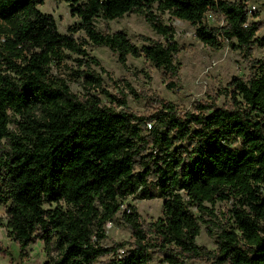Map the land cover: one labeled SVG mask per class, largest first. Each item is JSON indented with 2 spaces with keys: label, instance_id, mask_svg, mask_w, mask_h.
<instances>
[{
  "label": "trees",
  "instance_id": "16d2710c",
  "mask_svg": "<svg viewBox=\"0 0 264 264\" xmlns=\"http://www.w3.org/2000/svg\"><path fill=\"white\" fill-rule=\"evenodd\" d=\"M45 1L0 0V143L6 140L0 205L22 253L41 241L44 264H97L102 258V264H152L154 254L166 264L202 257L213 264H264V57L252 59L264 38L257 37L261 24L251 21L246 3L63 0L79 23L62 34L54 17L40 11ZM159 12L189 22L204 45L220 48L234 40L246 56L251 75L232 80L229 108L199 103L197 112L181 116L175 104L154 99V112L143 116L128 106L129 94L141 98L129 83L120 97L103 89L93 67L106 72L88 53L89 44L109 48L123 67L128 57L145 58L178 79L179 45ZM207 13L221 16L223 26H212ZM127 14L143 16L166 41L144 38L140 47L125 32L97 28L99 20ZM68 53L78 56L71 74L86 91L82 97L54 72ZM99 92L113 106H104ZM153 187L163 215L144 224L137 208L124 210V202L155 198ZM230 202L219 216L217 204ZM119 215L133 243L106 247V226ZM201 224L216 236V251L197 245Z\"/></svg>",
  "mask_w": 264,
  "mask_h": 264
},
{
  "label": "rangeland",
  "instance_id": "374dc122",
  "mask_svg": "<svg viewBox=\"0 0 264 264\" xmlns=\"http://www.w3.org/2000/svg\"><path fill=\"white\" fill-rule=\"evenodd\" d=\"M82 2L86 0H81ZM229 2L246 3L248 8L256 7L255 16L251 21L259 22L261 29L257 37L264 38V0H224ZM41 12L54 17L58 30L62 34H67L71 26L79 23L78 18L73 17L70 12V6L63 0H46L39 6ZM164 24L175 31V40L179 45V53L176 61L180 66L178 79L171 78L163 70L156 68L145 58L128 57L127 66L123 67L116 54L107 47H97L89 44L86 49L88 53L97 58L106 73H103L98 67L93 69L102 77L103 89L111 95L121 96L119 89L129 83L140 99H135L128 95L127 101L130 110L147 116L154 112L156 102L154 99H160L165 102H171L176 105L181 116L187 112H197L196 106L199 103H214L220 108H229L232 103L231 82L234 78L247 79L251 75L250 62L246 56L233 47L235 41L224 40L220 48H211L204 45L196 36V28L189 22L178 19L169 13H158ZM253 14V15H254ZM214 20L210 22L212 26L221 27L224 24L223 18L213 13ZM97 28L102 32H125L132 42L138 46L145 44L144 38L164 43L166 39L158 35L152 27L146 22L145 18L138 14H127L123 18L103 22L97 21ZM75 38L82 41L85 34L78 31ZM65 66L60 70H55V75L64 79L71 88V91L79 97H82L86 91L81 82L71 74L72 69H77V63L74 61L78 56L70 54ZM264 57V48L255 46L252 51V59H262ZM173 83L176 86L169 88L168 84ZM229 92L225 93V90ZM126 93H128L126 91ZM104 106L110 107L111 100L105 95L98 93ZM10 130L15 131L14 122L10 125ZM6 146V140L0 143V149ZM155 198L142 200L139 196L129 197L124 202L123 209L128 206L137 208L140 220L144 224L155 222L163 215V199L159 197L158 190L153 187ZM230 203H218L216 213H226L231 209ZM196 214L197 211H195ZM199 215V214H198ZM7 219L5 206L0 205V264H44L47 260L44 253V245L41 241L32 244L25 254L17 242L9 237L6 229ZM107 240L104 246L110 247L114 243H133L131 229L122 222L121 215L114 222L106 226ZM216 236H211L206 225L201 224V233L197 238V245L209 251L217 249ZM107 258H102L97 264H102ZM152 264H166L163 258L153 255ZM185 264H213V260L206 257L197 259H187Z\"/></svg>",
  "mask_w": 264,
  "mask_h": 264
},
{
  "label": "built area",
  "instance_id": "2783aa9c",
  "mask_svg": "<svg viewBox=\"0 0 264 264\" xmlns=\"http://www.w3.org/2000/svg\"><path fill=\"white\" fill-rule=\"evenodd\" d=\"M247 6V5H246ZM254 11H256V7H251V8H248L247 7V13H248V16L249 18L251 19L255 14H254ZM254 14V15H253ZM205 18H207L208 21L210 20H214V17H213V14L212 13H207L205 15Z\"/></svg>",
  "mask_w": 264,
  "mask_h": 264
}]
</instances>
